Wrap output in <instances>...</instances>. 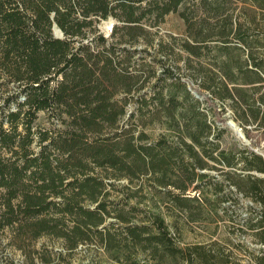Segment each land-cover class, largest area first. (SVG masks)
I'll return each instance as SVG.
<instances>
[{"label": "trees", "instance_id": "1", "mask_svg": "<svg viewBox=\"0 0 264 264\" xmlns=\"http://www.w3.org/2000/svg\"><path fill=\"white\" fill-rule=\"evenodd\" d=\"M169 14L182 38L159 34ZM186 80L264 135V0H0V246L23 264L79 246L125 264H264V158L223 149ZM219 209L235 232L180 246L178 221ZM42 237L61 242L53 259L29 249Z\"/></svg>", "mask_w": 264, "mask_h": 264}, {"label": "rangeland", "instance_id": "2", "mask_svg": "<svg viewBox=\"0 0 264 264\" xmlns=\"http://www.w3.org/2000/svg\"><path fill=\"white\" fill-rule=\"evenodd\" d=\"M107 19L99 21L97 25L99 31L105 36L109 35L111 31L105 33L100 30L99 26ZM159 34L163 38H165L166 35H173L177 38H182L184 36L183 21L176 14L167 15L164 22H162L159 26ZM192 64L193 66H198L195 61ZM186 81L192 89L202 92L201 99L204 100L205 105L213 107V119L216 122V125L223 129V137L220 141L221 147L225 150H236L245 147L242 141L234 134L236 129H230L227 126V122L230 119L233 120V114L228 105L226 103L222 104L218 101H213L208 92L200 90L195 82L191 80ZM235 124L241 128L245 139L249 142V146L253 149H257L258 152L264 155V135L261 130H255L253 126L246 125L243 126L244 129L247 130V133H245L242 129L243 127H241L237 122H235ZM160 131L161 129L158 125H154L147 129V133L151 139L156 138ZM112 191L114 194L118 195V198L121 199V204L124 205L125 200L123 198L128 191L123 189L121 186H117ZM135 199H139L138 201L144 202L142 198L137 197ZM135 199L132 201L134 202ZM143 204L144 203H141L140 206H143ZM224 219L226 218H224L222 210L219 209L217 210V214L213 212L204 213L203 218L200 220L198 219L199 221L197 222L183 223L181 220L178 221L177 224L181 227L180 238L182 239V241L179 242L180 246L196 242L209 243L214 240L221 242L223 238L230 235V232L236 231V227L233 223H229ZM165 220L169 225L173 222V218L171 217H166ZM112 221H114V219H108L107 222ZM2 239L4 245L0 246V264H23L22 261L24 259V254L20 250H16L14 247L7 245L6 243L8 239ZM2 248L3 250H1ZM29 249L34 251L33 256L39 261V259L43 258V256L50 257L51 255V258L53 259V252L62 250V245L60 241L54 238L42 237L36 242L31 243L29 245ZM46 251H51L52 253L49 254ZM62 257L63 259L61 264H125L124 259L122 261H116L102 251V249L94 246H89V248L86 246H79L76 250H73L70 253L64 250ZM141 264L145 263L141 262Z\"/></svg>", "mask_w": 264, "mask_h": 264}, {"label": "water", "instance_id": "3", "mask_svg": "<svg viewBox=\"0 0 264 264\" xmlns=\"http://www.w3.org/2000/svg\"><path fill=\"white\" fill-rule=\"evenodd\" d=\"M115 23V21L109 17L106 21H103L101 23V25L99 26L100 30L107 33L108 31H111L113 24ZM52 31L55 37H62V33L61 31L56 27V25L54 24L52 27ZM196 97L200 98L196 93L194 94ZM227 126L231 129V128H235L236 131H234V134L236 135V137L242 141L243 145L251 150L254 151V149L252 147L249 146V142L245 139L244 134L242 133V130L239 126H237L235 124V122L233 120H229L227 122ZM261 177L264 178V174L260 175Z\"/></svg>", "mask_w": 264, "mask_h": 264}, {"label": "built area", "instance_id": "4", "mask_svg": "<svg viewBox=\"0 0 264 264\" xmlns=\"http://www.w3.org/2000/svg\"><path fill=\"white\" fill-rule=\"evenodd\" d=\"M254 152L258 153L259 155H261L264 158V155H262L260 152H258L257 149H254Z\"/></svg>", "mask_w": 264, "mask_h": 264}]
</instances>
